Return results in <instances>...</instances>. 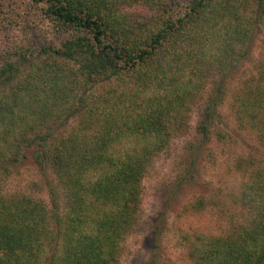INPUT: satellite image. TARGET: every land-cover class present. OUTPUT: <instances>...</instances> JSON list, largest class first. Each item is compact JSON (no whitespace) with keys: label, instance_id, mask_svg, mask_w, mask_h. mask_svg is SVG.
Returning <instances> with one entry per match:
<instances>
[{"label":"trees","instance_id":"trees-1","mask_svg":"<svg viewBox=\"0 0 264 264\" xmlns=\"http://www.w3.org/2000/svg\"><path fill=\"white\" fill-rule=\"evenodd\" d=\"M262 22L264 0H0V171L30 155L49 198L0 188V264H121L146 173L195 106L207 136ZM253 71L230 105L264 146V48ZM234 168L242 220L187 234L189 264H264V164Z\"/></svg>","mask_w":264,"mask_h":264},{"label":"rangeland","instance_id":"rangeland-1","mask_svg":"<svg viewBox=\"0 0 264 264\" xmlns=\"http://www.w3.org/2000/svg\"><path fill=\"white\" fill-rule=\"evenodd\" d=\"M129 10L132 13L141 7L133 6ZM10 40L0 32L3 49ZM263 48L262 22L255 29L250 57L228 84L227 95L218 108L219 117L210 126L207 136L196 128L201 113L200 107L195 106L189 132L173 139L146 173L138 227L125 241L121 264H189L187 234L221 232L242 220V213L230 197L241 179L234 164L239 157L264 164V146L237 126L230 104L236 86L254 72ZM44 64L40 62L37 69ZM27 72L23 68L19 79ZM72 120H67L66 124ZM53 126L58 132L65 124ZM219 133L225 137L220 138ZM10 166L9 172L0 171V188L4 192L23 191L49 201L44 185L46 178L32 166L30 155L18 165ZM202 196L206 206L199 211H189V204Z\"/></svg>","mask_w":264,"mask_h":264}]
</instances>
